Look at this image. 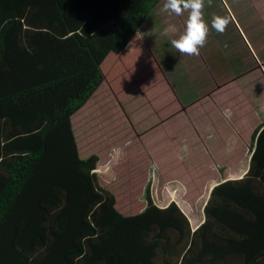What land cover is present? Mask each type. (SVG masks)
<instances>
[{
    "label": "trees",
    "instance_id": "trees-1",
    "mask_svg": "<svg viewBox=\"0 0 264 264\" xmlns=\"http://www.w3.org/2000/svg\"><path fill=\"white\" fill-rule=\"evenodd\" d=\"M161 1L0 0V264H264V125L248 174L211 190L194 230L174 203L123 216L97 156L79 157L72 119L107 61L110 94L136 83L134 44Z\"/></svg>",
    "mask_w": 264,
    "mask_h": 264
},
{
    "label": "rangeland",
    "instance_id": "rangeland-1",
    "mask_svg": "<svg viewBox=\"0 0 264 264\" xmlns=\"http://www.w3.org/2000/svg\"><path fill=\"white\" fill-rule=\"evenodd\" d=\"M223 1L222 4L219 0H205L203 19L209 26L207 41L200 48L199 55H183L170 43L172 39L178 38L185 31L189 13L185 11L181 16L161 13L163 3L159 4L142 24L138 44H134L135 49H139L141 53L134 73V79L137 78L136 83L124 89L120 88L114 96L110 94V86H117L115 81L119 77L116 79L111 76V74L114 75L116 66L112 60L107 61L105 66H112L111 71L104 72L108 77L107 82L100 85L89 101L90 104L72 119L79 157L86 159L91 155L97 156L95 173L98 186L113 198L115 209L123 216L138 215L147 208L149 203L158 209H165L174 203L182 213L186 212L185 217L188 219H195L197 215H200L202 203L207 198V187L203 188L201 182L197 183L201 177L197 171L199 166H204V161L198 162L202 161V158L198 160L196 151L192 149L186 162L183 161L178 170H170L169 158L178 155V152H170V148L176 143L179 144L178 138L186 136L183 132L186 128L179 130L176 128L175 117L183 118L182 114L179 113L170 120L167 118L172 112L180 109L177 106L173 107L175 105L173 92L178 96L179 101L188 103V100H193L200 94L201 89L203 91L206 88L202 81L207 84L209 75L222 73V62L219 57L222 52L220 38L222 32H218L213 27L214 18H222L225 14L227 16L224 18H238L235 17L238 10L239 15L245 16L264 14V0H245L241 8L236 6V0ZM170 27H174L175 31L166 32L165 29ZM149 55L152 58L146 59ZM210 59L215 64H211L213 66L208 67V70L203 67L200 71L199 62L204 63ZM241 60L245 58L241 57ZM145 61L152 67H144ZM236 62H240V56L234 57L232 64L227 62L225 74H237L238 71L234 68ZM181 74L183 79L191 75V83L180 82ZM208 84L209 88L211 81ZM141 95H143L142 98ZM223 95L222 90V94L219 95L220 100ZM159 104H165V106L161 107ZM163 107L168 111L162 110ZM208 109H213L210 101ZM215 110L219 111L216 108ZM219 113L221 114L222 111L220 110ZM224 126L229 128L228 125L223 124L222 130ZM192 127L198 130L200 124L199 128L198 125ZM226 137L227 133H223L222 138L217 135L213 142H208L211 152L217 154V145ZM226 141L225 145L230 144L228 146L231 150L237 147L235 141ZM157 155L159 162H154ZM195 160L197 163L194 162ZM211 165L207 166L206 174L211 175ZM186 171L193 176L185 175ZM165 173L173 174L172 176L179 174V182L170 183L172 181ZM194 183L197 184L194 185ZM178 191L180 194L188 193L189 205L182 204L184 201L180 199L181 196L176 197L175 193ZM199 218L202 220L201 216ZM196 224L192 226L195 227Z\"/></svg>",
    "mask_w": 264,
    "mask_h": 264
},
{
    "label": "crops",
    "instance_id": "crops-1",
    "mask_svg": "<svg viewBox=\"0 0 264 264\" xmlns=\"http://www.w3.org/2000/svg\"><path fill=\"white\" fill-rule=\"evenodd\" d=\"M219 1L222 4L224 3L223 0ZM244 1L236 0L235 4L241 8V5H244ZM242 12L244 13L243 10ZM238 13L239 10L235 14V17L238 18H225L227 25L222 31V36H220L222 39V52L219 57L222 62V73L209 75V82L207 80L208 77L206 78L208 83L211 81V87L209 86V88L207 87L208 83L206 84L202 81V84L206 88L203 91L201 89L200 94L193 100H188V103L179 101L180 99L173 92L172 96L175 103L173 107L177 106L180 109L174 113L172 112L167 118L170 120L171 117L173 118L179 115V113L182 114L183 118L180 116L178 118L175 117L177 122L176 128L177 130L183 127V129L186 128V131H183L186 136L178 138L179 144L176 143L174 147L170 148V152H178L177 157L173 155L168 160L170 170H178L179 165L181 166L183 161L186 162L190 151L192 149L193 151L195 150L198 160L202 158V161L198 162L204 161V166H199V170L197 171L201 175L200 181L198 179L197 183L201 182L203 188L207 187V198L211 190L218 185L229 181H239V179L244 178L248 174L252 154L257 145V141L253 143L252 137L254 132L258 128H260V132L262 130L261 127L264 125V14L257 13L245 16L244 14L239 15ZM226 16L225 14L222 18ZM207 26H209L208 23ZM204 53L206 54V51ZM239 56L240 62L234 64L235 70L238 71L237 74H225L228 63L232 64L234 57L239 58ZM241 57L245 58V60H241ZM207 61L204 63L199 62L200 71L203 70V67L208 70V67L213 66L211 64H215L212 59L208 63ZM182 74L180 82L183 84L185 81L191 83L192 76L190 75L183 79ZM222 90L224 95L222 96V100H220L219 95L222 94ZM209 101L213 108L210 110L208 109ZM89 104L88 101L84 107H87ZM165 104L162 106H165ZM215 108L219 111L221 110L222 113L220 114ZM162 110L168 111L165 107ZM226 110L230 115H225ZM223 124L228 125L229 128L224 126L222 130ZM193 125H198L199 129L194 130ZM223 133H227L228 139L235 141L237 144V149L232 150L233 155L231 159H222V153L218 157L217 154L211 152L207 145L208 142H213L217 135L222 138ZM228 145L226 147L230 149ZM157 157L158 155L155 157L154 162H159ZM206 161H209V163H206ZM210 164H212L210 168L212 169L210 170V172L212 171L210 173L211 175L205 173L207 166L209 167ZM222 165L226 168L223 172ZM184 174L193 176L187 171ZM165 175L168 178L170 177L172 181L170 183L176 184L179 182V174L172 176L173 174L165 173ZM197 183H194V185ZM175 194L176 197L181 196L180 199L184 201L182 202L183 205H189L188 193L180 194L178 191ZM206 201L203 202L200 215H197V218H187L190 221L192 230L197 227L196 220L200 216L203 218L202 208ZM185 213H183L184 216H186ZM194 224H196L195 227L192 226Z\"/></svg>",
    "mask_w": 264,
    "mask_h": 264
},
{
    "label": "clouds",
    "instance_id": "clouds-1",
    "mask_svg": "<svg viewBox=\"0 0 264 264\" xmlns=\"http://www.w3.org/2000/svg\"><path fill=\"white\" fill-rule=\"evenodd\" d=\"M205 0H164L161 7V13L183 15L185 11L189 13L186 29L178 38L170 41L171 46L178 50L183 55H199L200 48L207 41L208 26L203 19V9ZM227 25V20L221 17H215L213 27L218 31H223ZM165 31H175L174 27L165 29ZM225 115L230 113L226 110Z\"/></svg>",
    "mask_w": 264,
    "mask_h": 264
}]
</instances>
